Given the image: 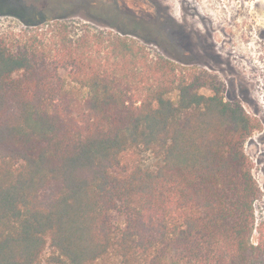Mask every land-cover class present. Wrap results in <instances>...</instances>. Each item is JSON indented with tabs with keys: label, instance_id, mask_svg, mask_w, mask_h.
<instances>
[{
	"label": "trees",
	"instance_id": "trees-1",
	"mask_svg": "<svg viewBox=\"0 0 264 264\" xmlns=\"http://www.w3.org/2000/svg\"><path fill=\"white\" fill-rule=\"evenodd\" d=\"M60 42L0 38V264H264L261 123L134 40Z\"/></svg>",
	"mask_w": 264,
	"mask_h": 264
},
{
	"label": "rangeland",
	"instance_id": "rangeland-1",
	"mask_svg": "<svg viewBox=\"0 0 264 264\" xmlns=\"http://www.w3.org/2000/svg\"><path fill=\"white\" fill-rule=\"evenodd\" d=\"M117 1L118 7L111 6L113 0H0V38L14 47L36 41L54 55L62 47L59 35L67 41L100 33L105 38L125 37L141 45L150 59H172L177 65L217 77L225 100L240 103L262 125V130L244 144L261 191L254 204L255 215L262 218L264 0ZM29 21L40 24L27 26ZM156 163L150 152L141 153L144 168H153Z\"/></svg>",
	"mask_w": 264,
	"mask_h": 264
},
{
	"label": "flooded vegetation",
	"instance_id": "flooded-vegetation-1",
	"mask_svg": "<svg viewBox=\"0 0 264 264\" xmlns=\"http://www.w3.org/2000/svg\"><path fill=\"white\" fill-rule=\"evenodd\" d=\"M118 4H119V3H118L117 0H113V3H112L111 6H113V7H118ZM123 5H126V3L124 2ZM156 7H158V6L155 5V8H156ZM156 12H158V10H157ZM138 25H140V23H137V22H136V26H138Z\"/></svg>",
	"mask_w": 264,
	"mask_h": 264
}]
</instances>
